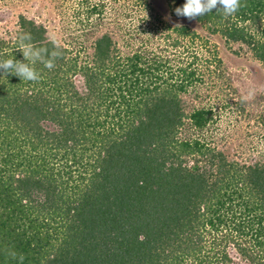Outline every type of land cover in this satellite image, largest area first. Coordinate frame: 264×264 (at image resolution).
<instances>
[{"label": "trees", "instance_id": "obj_1", "mask_svg": "<svg viewBox=\"0 0 264 264\" xmlns=\"http://www.w3.org/2000/svg\"><path fill=\"white\" fill-rule=\"evenodd\" d=\"M85 10L83 37L67 44L22 14L0 38V60L23 61L26 46L55 61L35 65L37 82L0 73V264H264V160L209 144L214 111L182 96L224 78L220 59L151 14L120 47L95 33L104 2ZM194 20L264 61V0ZM224 94L245 112L243 96Z\"/></svg>", "mask_w": 264, "mask_h": 264}, {"label": "rangeland", "instance_id": "obj_2", "mask_svg": "<svg viewBox=\"0 0 264 264\" xmlns=\"http://www.w3.org/2000/svg\"><path fill=\"white\" fill-rule=\"evenodd\" d=\"M102 1L105 4L104 18L95 33L110 32L118 39L120 47L123 31H132L135 37L134 29L145 24L141 18L147 14L158 15L167 24H185L195 30L202 39L192 41L191 48L202 57L215 53L221 61L219 73L225 77L217 80L216 85H211L206 77L205 84L198 86L197 93L191 91L182 95L185 103L210 106L214 111L216 121L202 133L207 140L211 139L209 144L235 160L249 163L264 160V124L257 118L264 110V61L255 58L245 43L227 41L194 19L177 16L166 0H137L141 2L140 6L135 0H0V38L8 39L14 35L18 16L22 14L45 25L51 39L55 36L59 42L67 44L69 36L82 34L84 27L81 21L85 22L83 18L88 2ZM92 18H96V14L90 20ZM159 34L157 32L149 38L158 41ZM204 40H207L205 45L202 43ZM202 71L206 72L203 66ZM226 91L230 92L232 102L237 94L247 100L243 114L233 110L232 104L231 107H223Z\"/></svg>", "mask_w": 264, "mask_h": 264}, {"label": "clouds", "instance_id": "obj_3", "mask_svg": "<svg viewBox=\"0 0 264 264\" xmlns=\"http://www.w3.org/2000/svg\"><path fill=\"white\" fill-rule=\"evenodd\" d=\"M242 6H244V0H186L182 6L175 8L174 11L177 16L193 20L214 10L222 11L225 17H230L235 15ZM51 42L55 45L59 40L54 36ZM21 51L23 52V61L0 60V73L15 75L23 81L37 82L41 75L35 68L37 63L43 64L49 70L55 67L53 59H43L39 51L33 50L31 47L22 46ZM13 257L15 258V256ZM20 258L23 260V257Z\"/></svg>", "mask_w": 264, "mask_h": 264}]
</instances>
